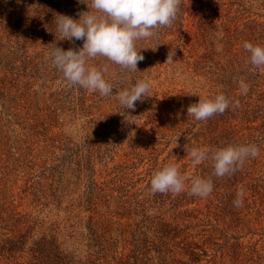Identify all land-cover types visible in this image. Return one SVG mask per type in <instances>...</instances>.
Masks as SVG:
<instances>
[{
    "label": "rangeland",
    "instance_id": "1",
    "mask_svg": "<svg viewBox=\"0 0 264 264\" xmlns=\"http://www.w3.org/2000/svg\"><path fill=\"white\" fill-rule=\"evenodd\" d=\"M87 5L0 0V264H264V67L243 47L264 45V0H181L171 27L136 42L138 72L89 60L108 65L107 97L69 84L49 57L82 47L60 40L56 18ZM139 79L151 90L127 110L118 93ZM220 92L223 114L188 115ZM249 143L259 155L234 174L215 177L211 158L191 166L193 148ZM169 162L211 177L212 193L152 194Z\"/></svg>",
    "mask_w": 264,
    "mask_h": 264
},
{
    "label": "clouds",
    "instance_id": "2",
    "mask_svg": "<svg viewBox=\"0 0 264 264\" xmlns=\"http://www.w3.org/2000/svg\"><path fill=\"white\" fill-rule=\"evenodd\" d=\"M180 4L181 0H91V11L87 5L88 11L79 13V19L58 14L56 25L60 40L71 43L82 40L83 45L78 50H62L55 46L49 52L52 65L63 73L69 84L98 91L102 97L111 96L113 87L104 76L109 70L108 65L97 67L89 64V60L104 57L122 69L138 72L137 64L143 61L144 56L140 52L142 48L136 47V42L152 38L159 28L171 27L177 19ZM243 47L250 54L249 62L254 67H264V45L245 42ZM174 56L175 51L170 50L165 63H173ZM239 88L240 94L247 95L249 86L243 80ZM150 90L151 82L139 79L131 88L121 90L117 98L122 107L134 111L136 103L148 97ZM230 103L229 98L220 92L211 97H199L197 103L188 106L187 113L197 121H205L216 114H223ZM239 106L236 100L234 107ZM188 155L193 168L211 158L213 175L219 178L234 174L246 160L256 158L259 148L255 143L229 144L215 150L193 148ZM150 187L152 194L171 192L178 195L187 190L190 196L206 198L212 193L214 184L211 177L182 175L179 166L169 162L154 172ZM236 195L234 205L242 207L245 195L243 186L238 188Z\"/></svg>",
    "mask_w": 264,
    "mask_h": 264
}]
</instances>
